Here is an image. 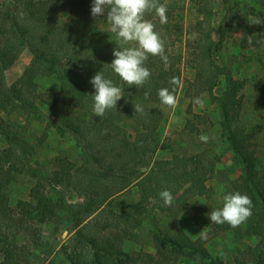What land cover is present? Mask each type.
<instances>
[{"label":"trees","instance_id":"trees-1","mask_svg":"<svg viewBox=\"0 0 264 264\" xmlns=\"http://www.w3.org/2000/svg\"><path fill=\"white\" fill-rule=\"evenodd\" d=\"M183 1L159 0L167 6V23L161 24L165 46L170 45V39L181 40L184 35L183 26L172 21V14L182 8ZM92 2L0 0V140L4 144L0 146V264H29L33 249L44 243L38 224L52 221L61 212L67 216L72 229L77 230L78 239L66 252L69 264H150L156 258L166 264L180 258L203 264H224L207 248L206 236L193 239L182 229L170 235L154 226L155 254L145 251L134 254L125 249V242L136 240L137 230L145 221L152 220V210L157 207L163 211L172 209V204L164 205L159 196L161 191L167 189L174 196L186 184H191L192 194L211 197L213 190L207 185L208 168L199 155L173 154L171 158L156 160L149 171L145 170L154 152L151 143L163 122L162 112L150 104L154 101L160 104L158 91L161 88L174 90L176 94L178 86L170 80L173 77L180 80L181 68L176 63L181 60L182 53L175 57L165 52L168 70L159 56L148 57L145 64L149 65L150 79L139 88L128 86L112 70L113 59L97 53L94 48L83 49L80 45V34L87 21L108 23L106 16H91ZM227 3L218 0L215 8L212 0H199L197 10L204 18L197 21L198 36L190 39L188 44L191 49L189 65L195 74L184 84V90L190 99V112L193 103L203 94L216 104L222 135L239 157L240 174L233 180V191L248 195L253 203L252 215L246 222H252V231L258 241L237 254L235 264H264V166L241 124L247 80L235 77L220 58L222 44L236 28L242 30L243 48L261 43L259 28L249 24L247 17L264 18V0H253V5L232 12L222 22L218 17L228 10ZM146 14L150 19L156 17L152 13ZM189 34L194 35V32ZM16 41L29 49L46 73L57 77L59 92L38 93L19 83L7 86L4 71L18 53L14 47ZM97 72L112 80L124 95L117 102V109L109 110L103 117L96 116L92 110L95 89L89 81ZM220 77L224 78L225 88L218 95L215 88ZM261 89L264 90V84ZM145 92L149 95L145 96ZM59 95L68 97L75 108V112L62 114L63 121L58 129L62 134L73 132L77 136L85 162L79 178L73 176L74 162L69 158L58 159L53 171L34 166L32 147L13 131L8 120L12 109L37 112L39 97L54 105ZM128 96L137 98V104L144 108L143 114L134 111L132 105L135 104H129ZM83 103L85 118L78 110ZM128 105L131 106L125 109ZM126 118L135 119L140 126L132 139L121 126ZM24 173L34 176L36 182L30 189L29 198L19 199L14 206L9 187ZM132 184L139 186L140 199L118 205L113 196ZM62 187H74L82 200L68 201ZM94 213L92 220L90 216ZM88 219L91 221L85 222ZM109 228L115 229L113 236L106 233ZM229 229L233 228L227 223H213L210 234ZM47 264L58 263L53 259Z\"/></svg>","mask_w":264,"mask_h":264},{"label":"rangeland","instance_id":"rangeland-1","mask_svg":"<svg viewBox=\"0 0 264 264\" xmlns=\"http://www.w3.org/2000/svg\"><path fill=\"white\" fill-rule=\"evenodd\" d=\"M218 0H212L217 6ZM228 10L223 11L218 18L222 22L232 12L241 11L243 6L253 5V0H224ZM183 6L173 14L172 21H178L184 29L181 40L170 39V45L165 46V52L175 57L182 53L181 60L176 64L181 68V86L175 94L178 100L177 106H167L151 102L150 106L162 112L163 122L158 129V136L152 141L151 146L154 152L151 154L150 165L156 160L171 158L173 154L199 155V158L207 166L206 174L209 175L207 185L212 187L211 197L192 194V185L186 184L174 195L172 209L163 211L159 207L152 210V220L145 221L137 230L138 237L134 241L125 242V249L138 254L140 251L155 254L156 249L153 241V228L157 226L167 234H174L179 229L197 239L200 236L207 237V248L209 251L221 258L224 264H235L234 258L237 254L246 251L250 246L257 243L258 237L252 231V222L248 221L237 228L222 230L218 234H210L213 223L210 222L208 213L213 209L223 206V195L233 191V180L240 174V163L238 155L229 146L222 135L220 127V115L216 104L208 96L202 95L199 103L192 105V111H188L190 99L186 97L184 84L194 78L195 70L189 65L190 58L188 48L190 39L198 36L196 23L203 16L198 13L199 0H184ZM249 8V7H248ZM251 8V7H250ZM249 11L251 12V9ZM156 16L150 19L145 14V19L155 25L161 37L164 38L163 30L158 16L154 11L149 12ZM171 23V21H170ZM262 41L258 46L242 47V30L236 28L228 34L221 47L220 58L226 63L231 73L237 78L247 80L244 88V107L241 116V124L249 134L250 140L257 150L259 161L264 166V24L256 25ZM110 24L99 21H87L80 34V45L83 49L94 48L109 59H114L113 49L118 46L115 33L109 31ZM190 31L194 32L189 34ZM169 34H172L171 32ZM18 53L5 66V80L7 86L19 83L27 86L38 93L59 92V81L55 75L46 73L39 66L34 55L29 49L16 41L14 44ZM149 55L148 57H150ZM158 56H155L157 58ZM172 61L175 59L172 57ZM148 68V63L145 64ZM169 64L165 65L166 70ZM225 88L224 78L220 77L215 93L220 95ZM129 92H132L129 90ZM129 104L139 103L137 98H127ZM131 105L125 106V109ZM134 105H132L133 107ZM37 112L28 113L20 108L10 110L8 120L11 122L13 131L27 140L32 147L31 162L46 171L56 169L58 159L69 158L74 162L73 176L79 178L84 171V158L77 136L73 132L62 134L58 129L63 121L62 114L75 112V108L69 103L68 97L59 95L56 104L51 105L40 97L36 102ZM84 103L79 113L84 117ZM108 112V111H107ZM106 112V113H107ZM85 118V117H84ZM192 121V122H191ZM194 124V125H193ZM121 126L132 139L139 131L140 126L135 119H125ZM206 134L208 141L202 142L199 137ZM0 146H4L0 140ZM213 168V169H210ZM36 178L31 174H21L9 187L11 204L16 205L19 199L29 198L31 187L35 184ZM68 201L78 202L82 198L74 187H62ZM118 205L140 199V188L132 184L124 190L116 193ZM94 213L90 218H94ZM86 220L85 222H90ZM38 230L44 241L42 246L33 249L29 264H47L55 260L58 264H69L67 251L73 248L74 242L78 239L77 230H73L64 213H59L52 221L38 224ZM115 229H107L109 235L115 234ZM150 264H166L157 259ZM168 264H203L190 258H180L170 261Z\"/></svg>","mask_w":264,"mask_h":264},{"label":"clouds","instance_id":"clouds-1","mask_svg":"<svg viewBox=\"0 0 264 264\" xmlns=\"http://www.w3.org/2000/svg\"><path fill=\"white\" fill-rule=\"evenodd\" d=\"M154 11L160 23H167V6L159 0H93L90 9L91 16L100 18L106 16L110 24L109 31L115 33L118 46L113 49L114 59L110 63L112 70L128 85L142 87L151 77L150 70L145 66L148 56H159L167 65L165 41L155 31V25L145 19V14ZM249 24H264V18L259 16L247 17ZM95 89L93 94V113L103 117L107 111L117 109V102L124 96L122 89L97 72L89 81ZM170 83L181 86L179 78L173 77ZM145 96L149 92L144 93ZM160 104L175 108L178 104L174 90L161 88L158 91ZM199 103V99L196 101ZM134 111L144 113V108L136 104ZM199 139L207 142L209 137L201 134ZM165 206H171L174 196L165 189L159 193ZM253 203L251 198L240 192L223 195V206L208 213L211 223L225 224L237 228L245 223L252 215Z\"/></svg>","mask_w":264,"mask_h":264}]
</instances>
